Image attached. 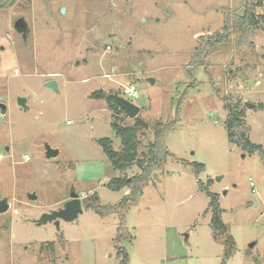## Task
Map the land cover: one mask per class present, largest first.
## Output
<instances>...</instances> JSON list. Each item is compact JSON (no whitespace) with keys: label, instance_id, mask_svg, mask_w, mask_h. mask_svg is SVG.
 Instances as JSON below:
<instances>
[{"label":"rangeland","instance_id":"374dc122","mask_svg":"<svg viewBox=\"0 0 264 264\" xmlns=\"http://www.w3.org/2000/svg\"><path fill=\"white\" fill-rule=\"evenodd\" d=\"M262 2L258 27L236 31L196 68L200 37L223 27L225 9L243 14L247 0H20L1 8L0 200L10 207L0 212V264H121V215L84 205L94 193L102 205L130 193L107 186L121 171L97 139L122 146L107 101L90 97L98 90L136 104L153 124L179 116L177 128L164 134L173 156L156 172L160 180L125 213L132 240L120 246L128 264H264V162L231 143L225 123L227 103L254 104L245 115L249 136L264 146V108L256 106L264 103ZM20 17L30 28L25 37L14 27ZM50 81L56 88L46 86ZM131 85L137 96L127 93ZM117 119L134 123L125 114ZM139 139L143 157L154 130L140 131ZM48 145L59 150L56 157H47ZM195 163L204 165L199 173ZM140 172L133 165L126 175L132 180ZM199 181L218 194L236 246L229 258L227 236L215 238L210 197ZM73 191L84 207L75 221L62 220L60 228L38 223Z\"/></svg>","mask_w":264,"mask_h":264},{"label":"trees","instance_id":"16d2710c","mask_svg":"<svg viewBox=\"0 0 264 264\" xmlns=\"http://www.w3.org/2000/svg\"><path fill=\"white\" fill-rule=\"evenodd\" d=\"M19 1L0 0V9L10 8ZM262 3V0H247L246 9L243 14H239L232 9H225V23L223 27L213 35L200 37V41L194 52L192 67L207 66L206 58L217 52L219 46L228 42L236 31L241 29L247 32L252 28L258 27L259 17L255 14V8L261 6ZM90 97L105 99L107 101L109 108L114 112L113 118L116 120L112 122V127L115 134L121 139L122 147L120 149L114 147V141L110 137L97 139V142L101 145L114 168L121 171V176L113 178L107 186L115 191L128 187L130 193L126 194L117 205H102L98 193H94L85 199L84 205L86 208H92L100 215L115 212L121 215V225L119 227V236L116 239V246L120 248L118 254L122 258L121 264H128L129 255L127 250L120 246V243L124 239L132 240V236L125 223V213L130 203L143 194L145 187L151 183L156 184L160 180L156 172L163 170L168 160L173 156L167 147L164 134L168 130H175L177 128L179 116L176 120H158L153 124L139 114L134 118L133 124L122 125L117 122V118L120 114L127 115V113L116 103L109 93L104 90H98L91 93ZM258 107L264 108V104L261 103ZM225 108L229 111L225 122L229 141L248 153H259L264 162V146L253 142L249 136L250 128L245 119L246 104L242 102L235 104L227 103ZM150 128L154 130V141L150 143L149 150L143 154V157H139V132ZM181 160L189 165V162ZM133 165L138 166L141 172L134 176L131 181H128L129 177L126 175V171ZM203 166L201 163L193 164V168L196 169L197 173H199ZM199 184L201 189L210 197L209 210L212 211V227L215 238L218 239L221 235L227 236L226 257L229 258L233 255L236 246L233 237L227 233V225L223 222L218 194L212 192L203 182L199 181Z\"/></svg>","mask_w":264,"mask_h":264},{"label":"water","instance_id":"95a60500","mask_svg":"<svg viewBox=\"0 0 264 264\" xmlns=\"http://www.w3.org/2000/svg\"><path fill=\"white\" fill-rule=\"evenodd\" d=\"M15 29L22 33L25 36H27V33L29 32V26L24 17L18 18L15 23H14ZM154 82V79H151ZM46 86L51 87V88H56V82L50 81L46 83ZM111 96L114 98L116 103H118L127 113V115L131 118L134 119L140 114L141 108L137 106L136 104L132 103L131 101L127 100L123 96L113 93ZM19 104L22 105L23 107H28L27 106V99L24 97H19L18 98ZM247 107H253L252 103L246 102ZM1 109L3 112L6 111V106L4 104H1ZM59 154L58 149H54L51 146H47V157L52 158L56 157ZM128 181H131L129 178ZM31 199H36L37 196L35 194L30 195ZM10 207V204L7 200V198L1 199L0 200V212H6ZM84 211L83 207V200L81 198V195L78 192L73 191L71 194V199H69L65 206L59 210L56 211H51L49 213H44L41 216L40 221L38 222L39 224H47L50 222H54L55 225L60 228V223L61 221H66V222H73L78 218V215ZM251 246H254V243L251 244Z\"/></svg>","mask_w":264,"mask_h":264},{"label":"built area","instance_id":"2783aa9c","mask_svg":"<svg viewBox=\"0 0 264 264\" xmlns=\"http://www.w3.org/2000/svg\"><path fill=\"white\" fill-rule=\"evenodd\" d=\"M108 48H110V47L108 46ZM126 91H127V93H128L129 95H132V96H137V95H138L137 87H136L135 85H131V86H129V87L127 88ZM3 158H5V154L0 153V161H1ZM25 159L28 160L29 157L26 155V156H25ZM251 186H254L253 181H251Z\"/></svg>","mask_w":264,"mask_h":264},{"label":"crops","instance_id":"0c3cea01","mask_svg":"<svg viewBox=\"0 0 264 264\" xmlns=\"http://www.w3.org/2000/svg\"><path fill=\"white\" fill-rule=\"evenodd\" d=\"M259 81H260V80H257V83H259ZM259 104H261V103H257L256 106L259 105ZM263 104H264V103H263ZM253 106H254V104H253ZM98 139H99V138H98Z\"/></svg>","mask_w":264,"mask_h":264}]
</instances>
